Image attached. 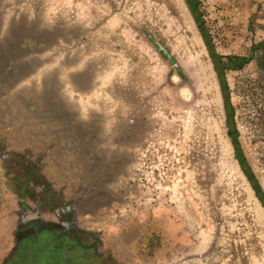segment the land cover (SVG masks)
Listing matches in <instances>:
<instances>
[{
    "label": "rangeland",
    "instance_id": "rangeland-1",
    "mask_svg": "<svg viewBox=\"0 0 264 264\" xmlns=\"http://www.w3.org/2000/svg\"><path fill=\"white\" fill-rule=\"evenodd\" d=\"M197 1L0 2V264H264V0Z\"/></svg>",
    "mask_w": 264,
    "mask_h": 264
},
{
    "label": "trees",
    "instance_id": "trees-1",
    "mask_svg": "<svg viewBox=\"0 0 264 264\" xmlns=\"http://www.w3.org/2000/svg\"><path fill=\"white\" fill-rule=\"evenodd\" d=\"M185 2L187 3L190 11L192 12L195 21L198 24H200L201 18L197 10L198 1L197 0H185ZM201 32H202L203 40L205 44L207 45L208 51L210 53L211 60L214 64L216 74L218 76L219 86H220V89L223 95V100H224V107L226 111L227 122L229 126L233 128L234 127L233 108L229 101V95H228L229 92H228V85H227L226 78H225V70L228 68H236V67L243 66L247 62V59L243 56H233V57L226 58L225 61H222L221 60L222 58L220 57V55H218V53L214 51V48L211 44L208 34L204 31L203 28L201 29ZM233 144L235 147V153H236L238 162L241 168L243 169L246 175V178L249 180L253 190L255 191L257 198L260 200L264 208V192L261 189L259 183L257 182L254 174L250 170L249 166L247 165L246 159L241 151V148L238 144L237 139H233Z\"/></svg>",
    "mask_w": 264,
    "mask_h": 264
},
{
    "label": "flooded vegetation",
    "instance_id": "flooded-vegetation-1",
    "mask_svg": "<svg viewBox=\"0 0 264 264\" xmlns=\"http://www.w3.org/2000/svg\"><path fill=\"white\" fill-rule=\"evenodd\" d=\"M2 93V92H1ZM2 98V102L3 103H7V104H9V101L6 99V98H3V97H1ZM29 173V172H28ZM21 204V203H20ZM21 206H23V205H21ZM21 221V223L19 224V227H18V233H19V235H25V233L26 232H29V231H31V230H35L36 229V227H37V224H36V220L35 221H28V222H25L24 221V219H21L20 220ZM33 224V225H32ZM29 225H32V226H29ZM29 226V228H30V230L28 231L27 229V227ZM18 235V236H19ZM17 241V240H16Z\"/></svg>",
    "mask_w": 264,
    "mask_h": 264
},
{
    "label": "crops",
    "instance_id": "crops-1",
    "mask_svg": "<svg viewBox=\"0 0 264 264\" xmlns=\"http://www.w3.org/2000/svg\"><path fill=\"white\" fill-rule=\"evenodd\" d=\"M0 2H2V3H4V2L8 3L9 0H0ZM7 7H9V4H0V8H7ZM37 202H38V201H37ZM20 203H21V205L24 204L22 201H21ZM22 203H23V204H22ZM23 207H24V206H23Z\"/></svg>",
    "mask_w": 264,
    "mask_h": 264
},
{
    "label": "water",
    "instance_id": "water-1",
    "mask_svg": "<svg viewBox=\"0 0 264 264\" xmlns=\"http://www.w3.org/2000/svg\"><path fill=\"white\" fill-rule=\"evenodd\" d=\"M200 25L198 24L197 27H199ZM233 131L232 130H228V134H231ZM243 170V169H242Z\"/></svg>",
    "mask_w": 264,
    "mask_h": 264
}]
</instances>
